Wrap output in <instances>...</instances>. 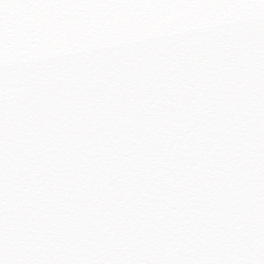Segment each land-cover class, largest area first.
Instances as JSON below:
<instances>
[{"label":"snow or ice","instance_id":"1","mask_svg":"<svg viewBox=\"0 0 264 264\" xmlns=\"http://www.w3.org/2000/svg\"><path fill=\"white\" fill-rule=\"evenodd\" d=\"M0 264H264V0H0Z\"/></svg>","mask_w":264,"mask_h":264}]
</instances>
